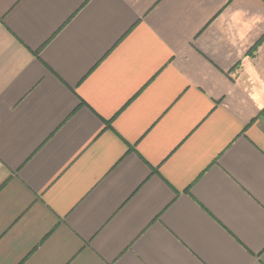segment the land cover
Segmentation results:
<instances>
[{"label":"crops","instance_id":"crops-1","mask_svg":"<svg viewBox=\"0 0 264 264\" xmlns=\"http://www.w3.org/2000/svg\"><path fill=\"white\" fill-rule=\"evenodd\" d=\"M0 264H264V0H0Z\"/></svg>","mask_w":264,"mask_h":264}]
</instances>
